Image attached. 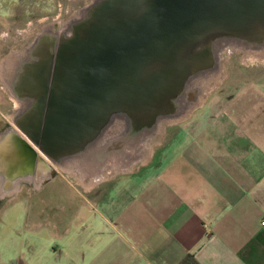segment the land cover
<instances>
[{
	"label": "crops",
	"instance_id": "0c3cea01",
	"mask_svg": "<svg viewBox=\"0 0 264 264\" xmlns=\"http://www.w3.org/2000/svg\"><path fill=\"white\" fill-rule=\"evenodd\" d=\"M57 1L0 0V21ZM235 68L149 160L37 211L48 227L14 240L24 257L3 264H264V84L261 67ZM7 121L0 106V135Z\"/></svg>",
	"mask_w": 264,
	"mask_h": 264
},
{
	"label": "water",
	"instance_id": "95a60500",
	"mask_svg": "<svg viewBox=\"0 0 264 264\" xmlns=\"http://www.w3.org/2000/svg\"><path fill=\"white\" fill-rule=\"evenodd\" d=\"M264 27V0H104L82 32L64 41L49 99L32 119L47 154L80 146L120 108L141 109L178 89L187 51L217 33Z\"/></svg>",
	"mask_w": 264,
	"mask_h": 264
},
{
	"label": "bare ground",
	"instance_id": "6f19581e",
	"mask_svg": "<svg viewBox=\"0 0 264 264\" xmlns=\"http://www.w3.org/2000/svg\"><path fill=\"white\" fill-rule=\"evenodd\" d=\"M102 1L93 0L67 21L57 20L61 25L58 29L54 23L44 27L24 50L5 57L6 68H0L3 70L0 82L5 83L20 108L15 115L17 127L7 128L0 135V199L15 196L25 182H35L42 187L54 177V165L76 173L82 184L88 186L104 179L111 168H132L136 162L148 157L154 138L167 124L188 117L204 102L211 88L223 79L220 65L225 50L243 51L241 61L247 64L263 62L262 28L252 30L246 36L209 35L188 49L189 73L174 93L147 108H120L80 146L47 154L27 133L30 114L38 106L41 95L48 91L45 87L51 83L60 45L76 32L83 31Z\"/></svg>",
	"mask_w": 264,
	"mask_h": 264
},
{
	"label": "rangeland",
	"instance_id": "374dc122",
	"mask_svg": "<svg viewBox=\"0 0 264 264\" xmlns=\"http://www.w3.org/2000/svg\"><path fill=\"white\" fill-rule=\"evenodd\" d=\"M92 2L93 0H58L57 5L50 8L48 15L44 17H38V15H31V17H28L30 14L39 11V9L31 8V12L27 9L24 13L23 10V12L16 14L14 18H11L10 21H6V19L1 20L0 68H6L4 59L11 51L24 50V48L34 41L36 34L41 32L44 27L53 25L54 23V27L57 29L60 28L61 25L57 20H69L72 15L79 14L84 7L90 5ZM243 56L244 52L241 50L236 52L225 50L223 52L220 65V74L223 75L224 73L223 79L213 86L209 93L224 80L235 79V67L247 64L241 61ZM255 63L261 64V68H259L261 71L258 73H252V75H257L256 77L253 76L252 79L264 84V68H262L264 67V58L263 62L259 63V61H252L250 63L248 62V65ZM2 72L3 70L0 71V78L3 76ZM0 106L8 117L6 129L14 126L17 127L15 115H17L20 107L13 99L10 91L5 86V83L2 82H0ZM171 126H173V124H167L164 132L154 138L151 152L163 142V139ZM147 156V158H143L136 162L135 166L149 160L151 154L148 153ZM54 166L55 180L48 182L41 189L34 191L32 190V185L23 184V190L14 202H11L13 201V196L7 197L3 200L0 199V264H3L7 259L24 257V244H21L19 248L18 246L13 247L12 243L14 240L18 239H22L24 243L25 236L30 232H34L35 229L44 231L48 227L47 224H44L42 219L46 214V211L49 213H55L59 207L58 204L67 202L65 197L69 193H72L70 191H86L88 184H82V180H80V177L76 173L66 172L58 168L57 165ZM125 170L128 169H123V167L120 166L119 169H115L114 174ZM37 211H44L42 214L43 216H39ZM39 221H42L43 223L41 224ZM12 227L16 230L15 232ZM42 233L44 232H41V234ZM20 243H22V241H20Z\"/></svg>",
	"mask_w": 264,
	"mask_h": 264
},
{
	"label": "flooded vegetation",
	"instance_id": "af4514ba",
	"mask_svg": "<svg viewBox=\"0 0 264 264\" xmlns=\"http://www.w3.org/2000/svg\"><path fill=\"white\" fill-rule=\"evenodd\" d=\"M59 5H60V4H59ZM258 28H262V29L264 30V27H260V26H255L253 30L258 29ZM14 52H16V51L13 50V51H11L10 53H14ZM10 53H9V54H10ZM260 65H261V64H258V63L251 64V66H257V67H261ZM52 74H53V72H52ZM45 88H48L47 93L45 94V92H44V94L41 95V97H40V99H39V102H38V106H36V108H35L34 111L30 114V117H29L28 130L32 133V136H33V134L36 133L35 131L37 130V127H38V122L35 121V120H33L32 118L35 117L36 112H37V109L40 107L42 100H43L44 98H47V100L49 99V93H50V90H51V88H53L52 80H51L50 85L46 86ZM28 130H27V131H28ZM54 171H55V169L52 170L53 175H54ZM23 184H25V185H32L33 188H34L35 190H39V189H41V187H39V185L36 184L35 182H32V183H27V182H25V183H23ZM23 184H22L21 187H20V191H19L16 195H18L19 193H21V191L23 190V189H22V188H23ZM13 197H14V196H13ZM13 197H12V198H13ZM5 199H6V198H5ZM1 200H3V199L1 198Z\"/></svg>",
	"mask_w": 264,
	"mask_h": 264
},
{
	"label": "built area",
	"instance_id": "2783aa9c",
	"mask_svg": "<svg viewBox=\"0 0 264 264\" xmlns=\"http://www.w3.org/2000/svg\"><path fill=\"white\" fill-rule=\"evenodd\" d=\"M262 224L264 225V221L262 222Z\"/></svg>",
	"mask_w": 264,
	"mask_h": 264
}]
</instances>
